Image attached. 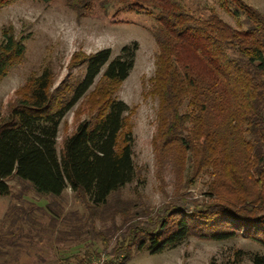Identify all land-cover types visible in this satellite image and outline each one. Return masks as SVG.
Returning a JSON list of instances; mask_svg holds the SVG:
<instances>
[{
  "label": "trees",
  "instance_id": "trees-1",
  "mask_svg": "<svg viewBox=\"0 0 264 264\" xmlns=\"http://www.w3.org/2000/svg\"><path fill=\"white\" fill-rule=\"evenodd\" d=\"M15 1L0 0V9ZM89 1L68 0V6L83 10ZM123 1L155 18L159 161L173 156L175 168L190 162L192 180L203 170L218 178L209 188L212 203L191 206L178 199L165 205L150 226L131 224L123 235L131 243H122L111 255L127 252L124 258H129L134 241L139 252L158 255L191 236L216 242L242 236L264 247V19L241 0L221 1L236 9L235 15H246L247 30L232 28L215 12L197 18L180 0ZM138 50L133 42L115 58L111 49L76 58L83 74L73 79L70 74L56 89L49 69L29 78L9 116L0 117V197L9 195L7 181L17 177L40 195L59 197L70 189L97 209L136 180L134 142L125 131L129 106L116 93L130 76ZM24 53L23 40L4 30L0 81ZM102 73L105 83L92 97L99 114L79 123L59 152L65 116ZM92 256L88 253L78 264H90ZM246 256L238 251L224 264H243ZM248 258L249 264H264V254ZM61 261L72 264L69 258ZM209 264L218 263L213 258Z\"/></svg>",
  "mask_w": 264,
  "mask_h": 264
},
{
  "label": "rangeland",
  "instance_id": "rangeland-1",
  "mask_svg": "<svg viewBox=\"0 0 264 264\" xmlns=\"http://www.w3.org/2000/svg\"><path fill=\"white\" fill-rule=\"evenodd\" d=\"M180 1L197 18L207 19L215 12L234 29L249 28L246 15H235L236 9L225 8L221 0ZM241 1L264 19V0ZM87 4L83 10H75L68 6V0H17L0 9V43L6 30L25 45L24 56L0 81V117L9 116L30 77L49 69L56 89L70 74L71 79L83 74L84 68L76 58L102 49H111L115 58L124 46L137 42L134 68L116 93V98L129 106L125 131L134 142L136 180L113 193L106 207L95 209L88 201L78 200L70 189L59 197L40 195L32 183L10 178L9 195L0 197V264H65L61 260L66 258L78 264L88 253L93 255L90 264H209L213 258L224 264L233 261L238 251L247 253L243 264H249L248 257L264 254V247L242 236L220 242L191 236L177 248L158 255L139 252L134 241L129 258H124L127 252L111 255L122 243H131L130 238L123 237L131 224L150 226L165 205L178 199L191 206L212 203L209 188L218 176L203 170L192 180L190 162L175 168L170 159L173 156H166L164 163L157 157L160 100L153 92L159 52L153 36L155 18L123 0H90ZM102 76L65 116L60 126L59 152L63 140L79 123L99 114L92 97L105 83Z\"/></svg>",
  "mask_w": 264,
  "mask_h": 264
}]
</instances>
